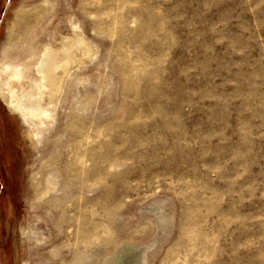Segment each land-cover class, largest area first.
<instances>
[{
	"label": "rangeland",
	"instance_id": "1",
	"mask_svg": "<svg viewBox=\"0 0 264 264\" xmlns=\"http://www.w3.org/2000/svg\"><path fill=\"white\" fill-rule=\"evenodd\" d=\"M46 49L51 102L0 74V264H264V0H0L1 70Z\"/></svg>",
	"mask_w": 264,
	"mask_h": 264
},
{
	"label": "bare ground",
	"instance_id": "2",
	"mask_svg": "<svg viewBox=\"0 0 264 264\" xmlns=\"http://www.w3.org/2000/svg\"><path fill=\"white\" fill-rule=\"evenodd\" d=\"M31 30V29H30ZM27 31V29H21L20 32L21 34H24ZM30 39V38H29ZM78 40V39H77ZM28 42V41H27ZM75 42V41H74ZM73 42V43H74ZM78 42V41H77ZM15 45H19L18 42L14 43ZM29 44V45H28ZM27 45L30 46V43H28ZM77 44V43H76ZM26 45V44H25ZM75 45V44H74ZM26 47V46H25ZM28 48V47H27ZM23 49V48H22ZM30 49V48H29ZM60 50V49H59ZM65 49L61 50L60 53L57 52H53L49 49H46L44 56L40 57V59L36 62L35 68L31 69L30 67L34 66L31 65L29 66L27 63L23 62V64L21 65H17V64H12L11 62L7 61V58L3 61V63H1L2 66V70L0 68V74L1 71L3 72L2 74H7L9 76V79L15 82H22L23 80L27 79V75L30 74H34L35 77H30V82L32 84V90L35 91V89H38V86L40 85L42 87V89L44 90V93H42L43 95H40L39 93L37 94L38 98H42V101L44 103V101H48L51 102L50 99L53 96V94L51 93V89H52V76L54 75L53 72L54 70L59 66H62V64H64V59L62 58V56L66 55V52L64 51ZM10 51V50H9ZM18 51V50H17ZM22 51V50H21ZM25 51H27L25 49ZM58 51V50H57ZM78 51V50H77ZM24 52V51H23ZM29 52V50H28ZM27 52V53H28ZM30 52L31 49H30ZM6 53V52H5ZM59 53V54H58ZM19 54V53H18ZM21 54V53H20ZM23 54V53H22ZM20 55H17L19 58L22 57ZM68 54V53H67ZM5 55V54H4ZM24 55V54H23ZM31 55V54H29ZM60 55V56H59ZM78 54L75 53L74 56L76 57ZM33 56V55H32ZM36 56V55H35ZM6 57V56H5ZM17 57V58H18ZM37 57V56H36ZM45 57V58H44ZM15 58V57H14ZM15 58V59H17ZM24 57H22L23 59ZM32 58V57H31ZM35 58V57H34ZM33 58V59H34ZM39 58V56H38ZM27 59V58H26ZM9 60V59H8ZM12 60V59H11ZM24 60V59H23ZM22 60V61H23ZM30 60V57H29ZM53 60V62H51ZM28 61V59H27ZM80 61V60H79ZM30 62V61H29ZM32 62V61H31ZM37 69V70H36ZM1 74V75H2ZM19 85V84H18ZM40 87V88H41ZM39 88V89H40ZM42 91V90H41ZM20 92V91H19ZM35 93V92H34ZM32 94V93H31ZM34 95V94H32ZM31 95V96H32ZM13 96L15 98L16 95L13 94ZM36 96V95H35ZM34 97V96H33ZM35 98V97H34ZM17 100V99H16ZM35 100V99H34ZM29 101V100H27ZM20 102V101H19ZM51 104V103H49ZM10 108H16L17 111L19 110L21 113L22 118L24 119V121L26 122V124L29 126V129H31V135L33 138L37 137L38 132L35 128H38L39 130L41 128L46 127V123H45V115L47 116V111L45 110V106L44 108L41 106L40 102H38L37 100L35 101H29L26 104H18V102L12 101L11 103H9ZM11 108V109H12ZM52 109V108H51ZM38 119V120H37ZM26 126V125H25ZM27 127V126H26ZM28 129V131H29ZM30 133V132H29ZM49 193V192H47ZM46 193V194H47Z\"/></svg>",
	"mask_w": 264,
	"mask_h": 264
}]
</instances>
